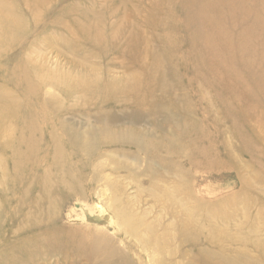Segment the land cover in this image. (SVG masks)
I'll list each match as a JSON object with an SVG mask.
<instances>
[{"label": "rangeland", "instance_id": "obj_1", "mask_svg": "<svg viewBox=\"0 0 264 264\" xmlns=\"http://www.w3.org/2000/svg\"><path fill=\"white\" fill-rule=\"evenodd\" d=\"M98 260L264 264V0H0V264Z\"/></svg>", "mask_w": 264, "mask_h": 264}, {"label": "bare ground", "instance_id": "obj_2", "mask_svg": "<svg viewBox=\"0 0 264 264\" xmlns=\"http://www.w3.org/2000/svg\"><path fill=\"white\" fill-rule=\"evenodd\" d=\"M112 203L115 205V207H117V202H118V199L116 197V195H113L112 196ZM115 214V217L118 218L121 216V213L119 212H114ZM52 227H54V222L53 221H50L49 222V228L51 229ZM69 249L77 252L79 254L78 258H83V257H88L89 258V253H88V249L84 246V242H83V239H79V240H76L75 242L73 243H69L67 245ZM92 250H94V247L93 248H90ZM88 258H84V259H87L88 261H92V259H88ZM93 263V262H92ZM94 264H101L100 261L98 260L96 263Z\"/></svg>", "mask_w": 264, "mask_h": 264}]
</instances>
